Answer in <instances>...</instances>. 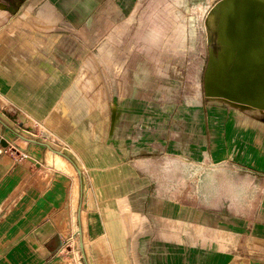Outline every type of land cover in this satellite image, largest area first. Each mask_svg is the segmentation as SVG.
Here are the masks:
<instances>
[{
	"label": "crops",
	"instance_id": "1",
	"mask_svg": "<svg viewBox=\"0 0 264 264\" xmlns=\"http://www.w3.org/2000/svg\"><path fill=\"white\" fill-rule=\"evenodd\" d=\"M54 1L57 7L48 4L47 8L49 22L58 23L66 14L81 22L87 18L90 31H97V14L92 11V7H86L91 5V0ZM133 1H121L120 21L127 22L131 13L134 14L136 3ZM221 1H218L220 8L223 6ZM238 3L242 6L251 4L250 12L235 16L221 15L218 12L220 8L214 12L216 29L213 33L216 34L218 47L209 51L203 85L208 82L210 86L218 87L220 93L228 90L229 93H235L237 98L243 97L256 103L254 105H263L264 0H240ZM154 17L153 22L158 23V12ZM231 22H235L234 31ZM156 26L149 27V33L146 32L142 37L154 38L155 41L167 37V30L160 28L161 25ZM125 33V28L122 33L109 30L108 36L120 39ZM26 34V38H29L28 31ZM23 37V34L16 32L9 41L11 48L17 47L25 39ZM4 38L0 37V56L3 54ZM153 42L146 40V44L130 61H118L115 54L121 53L118 51L120 48L108 46L106 69L111 77L115 75L114 70L122 71L121 83L120 77H112L114 83L117 82L114 95L117 94L118 98L113 104L109 122L97 120L79 95L72 98L74 93L71 90L68 92L66 79L59 72L61 67L40 57L29 40L25 41L23 51H20L25 59L0 64V93L6 95L4 99L7 100L0 98V130L6 133L0 131V138L8 140L7 133L10 132L13 139L9 141L23 149H7L0 156V264H96L90 245L99 238L104 239L103 247L110 252L114 264H160V261L166 260L162 256H168L164 252L160 253L161 250L166 251L164 246H171V250L178 249L180 228H193L196 234L204 231L201 241H205L206 245H203L201 254L207 256L208 260L213 252L210 231L218 233L219 243H223V233L230 235L234 231L235 256L231 262H227L224 253L222 263L264 264V194L250 228L244 226L242 220H234L237 222L235 225L227 216L216 215L218 218H213L210 212L204 210L200 211L206 213L207 220L204 223L197 222L182 211L192 209L193 213L200 212L194 207L158 199V184L155 186L153 183L158 180L156 151L158 145L166 149L167 145L158 144V140L149 133L155 130L156 137L158 129L162 130L166 123L162 117L148 120L151 116L142 109L149 98L158 96V66L150 62L146 55L158 49L151 45ZM234 45L236 54L232 57ZM125 48L122 47V50ZM162 87L164 92H173L166 84ZM233 88L235 90H231ZM218 100L239 106L237 101L229 98L204 96L194 111L182 110L178 113L182 120L173 122L170 129L172 140L168 145L171 178L179 174L177 171L180 168L194 160L202 149L209 148L211 144L212 149H216L217 138L208 129L210 116L207 117L206 109L208 101ZM7 108L19 112L21 123L3 115ZM247 109L264 112V107L248 106ZM162 112L166 115L169 113L167 108ZM238 112L245 117L236 110V118L242 119ZM151 114L156 113L151 111ZM30 120L36 124H49L52 133H77L80 136L76 139L67 136V141L73 145L69 153L62 150L63 143L52 150L39 140L40 143H34L28 138L25 140L15 136L13 131L18 132L22 123L25 122V128L29 129ZM147 120L148 123L154 121L151 123L153 125H149ZM254 124L251 119L250 127ZM72 127L75 131H66ZM135 133H143L144 137L134 141L136 144L133 145L129 140L130 135ZM148 135L150 137H145ZM104 137L106 142L101 141ZM259 139L255 136V140ZM153 142L156 144L154 148ZM78 168L85 175H81ZM174 181H178V178H174ZM117 183H123V186ZM261 187L264 193V184ZM125 188L127 200L122 209H116L109 200L124 192ZM147 199L149 202L146 204ZM112 210L123 213V223L114 221ZM133 216L136 217L134 224L130 223ZM164 223L166 227L176 228L177 231L176 240L171 238L167 245L158 233L166 228ZM234 225L235 228H231ZM121 228L127 241L123 243L122 259L120 249H116V246L119 247L118 230ZM67 233L68 237L75 235L78 245L74 259L71 256L68 259L61 253ZM240 235L244 238L239 242Z\"/></svg>",
	"mask_w": 264,
	"mask_h": 264
},
{
	"label": "rangeland",
	"instance_id": "2",
	"mask_svg": "<svg viewBox=\"0 0 264 264\" xmlns=\"http://www.w3.org/2000/svg\"><path fill=\"white\" fill-rule=\"evenodd\" d=\"M121 1L123 0H91V5H86L89 9L92 7V11L97 14V31L92 32L89 21H86L87 18L81 22L65 14L58 23L49 22L47 8L48 4L57 7L54 0H0V37H5L0 64L24 58L20 51H23L25 41L29 40L32 42L31 47L39 52L40 57L61 67L59 72L66 79L68 92L71 90L72 94L74 93L72 98L75 99V95H79L88 104V108L93 111L97 120L109 122L113 104L118 98H116L117 94L114 95L117 82L114 83L112 77H120L121 83L122 71L114 70L115 75L111 77L106 69V62L109 60L108 46L120 48L118 51L121 53L115 54L118 61H130L142 49L141 46L146 44V40L154 41L151 45L158 49H153L154 51L146 55L150 62L157 63L158 66V96L149 98L142 109L151 116L148 120L162 117L166 123L162 130L158 129V136L155 137V125L152 127L153 133H149L158 140V144L167 145V149L158 145L156 151L158 180L153 183L155 186L158 184V199L188 205L197 211H208L213 218L221 215L232 219L231 222L242 220L244 226L250 228L257 208L261 207L264 194L261 187L264 184V112L244 109L235 105L236 103L230 105L219 100L208 101L206 109L207 117L210 116L208 129L213 137L216 136L217 147L213 150L211 144L209 148L202 149L194 160L187 163L188 165L179 170L177 168L179 174L171 178L170 147L168 148L172 140L170 129L176 119L182 120L179 118L181 115L178 114L180 111H194L204 97L203 74L209 51L218 47L216 34L213 33L216 29L213 12L219 0H135L134 14L131 13V18L127 22L120 21ZM157 12L158 23H154L153 19ZM153 25H161L160 28L167 30V37L156 41L154 38L142 37L146 32L149 33L148 29ZM124 28L126 33L123 38L108 36L109 30L122 33ZM27 31L31 36L29 38H26ZM16 32L23 34L25 39L12 49L9 41ZM37 40L39 44L36 43ZM124 46L126 48L122 50ZM14 51L19 54H15ZM165 84L173 92L161 90ZM4 96L6 95L0 93V98L7 101ZM165 108L169 111L168 115L162 112ZM236 110L242 112L245 117L238 112V116H242V119L236 118ZM151 111L156 114H151ZM3 115L21 123L20 114L14 109L7 108ZM251 119L255 122L252 127H250ZM153 122L148 124L153 125L151 124ZM22 124L21 128L28 133H22L24 137L29 140L48 141L56 147L63 143L66 149L62 147V150H66L65 153H69L70 148H73V145L67 141L69 138L67 136H72L74 139L80 136L77 133H52L49 124H36L31 120L28 124L29 129L25 128V122ZM0 131L6 134L5 130ZM66 131H75V128H68ZM141 136L144 137V134L130 135V143L135 145L134 141ZM255 136L260 139L255 140ZM7 137L9 141L13 139V134L8 132ZM153 138L151 140L154 141ZM101 141L106 142L105 137ZM152 145V148L156 146L154 142ZM7 149L3 148L1 155H4ZM134 149L136 151V146ZM174 178H178V181H174ZM117 184L123 186V183ZM126 188L124 192L116 194L109 200L116 209L117 207L122 209L127 200ZM148 202L149 199L146 200V204ZM112 211L114 213L111 216H114V221L123 223V213ZM182 211L197 222L204 223L207 220L206 213L202 211L194 213L192 209ZM130 223H136L135 216ZM235 225L231 228H235ZM164 227H166L165 223ZM158 233L162 235L164 242L166 241L165 245L171 241V238L176 240L177 237L176 228L172 227H166ZM196 233L193 228L178 229L180 238L178 249L171 250V246H168L169 248L164 246L166 251L161 250L160 253L164 252L168 256H162L166 260L160 261V264H224L221 261L224 253L227 262L233 260L236 253L234 231L230 235L222 234L223 243L221 241L219 243V235L216 231H210L213 252L209 260L207 256L203 257L201 254L203 245H206L205 241H201V236L205 233L203 230L202 234ZM118 235L119 247L116 246V249H120L122 259L123 243L126 241L122 228L118 230ZM242 238L243 235H240L239 242ZM63 255L69 259L70 252L66 251Z\"/></svg>",
	"mask_w": 264,
	"mask_h": 264
},
{
	"label": "water",
	"instance_id": "3",
	"mask_svg": "<svg viewBox=\"0 0 264 264\" xmlns=\"http://www.w3.org/2000/svg\"><path fill=\"white\" fill-rule=\"evenodd\" d=\"M251 1V0H248V2ZM223 6L220 8V3L217 2L216 5H215V8H214V11H217V8H220L218 10V12L221 14V15H227V16H235V15H239V14H244V13H249L250 12V5L249 3L247 4H244L243 6L240 5L238 2H240V0H222L221 1ZM214 13V12H213ZM230 26L232 27V30L234 31V26H235V22H231L230 23ZM235 45H234V48H232L231 50V56H235ZM240 56V55H239ZM240 59V57H239ZM231 90H235L234 88L231 89ZM228 91V90H227ZM224 92V93H220L218 91V87H212L210 86V83H206L203 85V93H204V96L205 97H214V98H219V97H224V98H229L230 100L232 101H237V103L239 104L240 107H243V108H247L248 106H257L258 108H263L264 107V104L261 105H254L256 103H253V102H249L248 100H245L243 97H235V93H229L228 92ZM24 121V120H23ZM23 124H21V126L19 127V131H13L12 129H9L11 131H13L14 135L15 136H19L20 138L22 139H26V137H24L21 133H25V134H28L26 131H24L21 127H22ZM31 142H34V143H40L38 142L37 140H30ZM40 141V140H39ZM42 144H44L45 146H47L48 148L54 150L53 147H55V145L51 142H48V141H41ZM0 145L7 149V148H14V149H18L20 151H23L22 147H20L19 145H17L16 143H11L10 141H8L7 139L5 138H0ZM56 151V150H55ZM57 152L59 154H62L60 151L57 150ZM79 169V168H78ZM79 173L81 175H83V172L81 171V169L78 170ZM81 245L82 247L84 248V244L83 242H81ZM104 245V239L103 238H99V239H96L95 241H93V243L90 245V249L92 251V254L94 256V259H95V262L96 264H114L113 260H112V257H111V254L109 251L105 250V248L103 247ZM75 251L76 253L78 252V245L75 244Z\"/></svg>",
	"mask_w": 264,
	"mask_h": 264
},
{
	"label": "built area",
	"instance_id": "4",
	"mask_svg": "<svg viewBox=\"0 0 264 264\" xmlns=\"http://www.w3.org/2000/svg\"><path fill=\"white\" fill-rule=\"evenodd\" d=\"M3 153V148L0 147V155ZM75 235H71L69 237H67L64 242H63V246L61 249V253L64 254V252L69 251L70 252V256L74 259L75 256V244H76V240H75Z\"/></svg>",
	"mask_w": 264,
	"mask_h": 264
}]
</instances>
